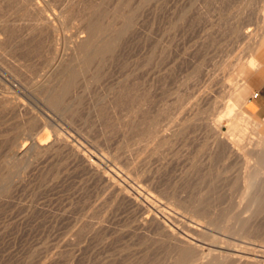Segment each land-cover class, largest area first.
Wrapping results in <instances>:
<instances>
[{"label": "rangeland", "instance_id": "374dc122", "mask_svg": "<svg viewBox=\"0 0 264 264\" xmlns=\"http://www.w3.org/2000/svg\"><path fill=\"white\" fill-rule=\"evenodd\" d=\"M25 1L0 0V264H264V0Z\"/></svg>", "mask_w": 264, "mask_h": 264}, {"label": "bare ground", "instance_id": "6f19581e", "mask_svg": "<svg viewBox=\"0 0 264 264\" xmlns=\"http://www.w3.org/2000/svg\"><path fill=\"white\" fill-rule=\"evenodd\" d=\"M24 1V0H23ZM28 1V0H27ZM27 1H25V2H27ZM37 2V1H36ZM30 3V2H29ZM33 3V2H32ZM35 4V3H34ZM38 4V3H37ZM33 5V4H32ZM39 5H37V8H39L38 7ZM36 7V6H35ZM41 9V11L42 10H44L43 8H40ZM40 9H39V11H40ZM41 14H42V12H41ZM43 15V14H42ZM41 15V16H42ZM47 15V14H46ZM52 17V16H51ZM43 19H46V21H48V22H50V20H52L49 16H45V18H43ZM264 33V32H263ZM258 41V40H257ZM256 42V41H255ZM260 45V44H259ZM250 56H251V54H250ZM240 121V120H239ZM246 122V121H245ZM238 123V122H237ZM242 124V123H241ZM214 125V124H213ZM235 125V124H234ZM253 125H255V124H253ZM257 125V124H256ZM211 126V125H210ZM236 126H238V124H236L235 126H233V127H236ZM240 126V125H239ZM239 126L237 127V128H239ZM215 129V128H214ZM234 129V128H233ZM240 129V128H239ZM236 130V129H235ZM234 131V130H233ZM241 131V130H240ZM235 132V131H234ZM236 132H237V130H236ZM235 132V133H236ZM241 132H243V131H241ZM240 132V133H241ZM245 130H244V133L243 134H240L239 133V135L238 136H241L240 138H242L243 139V136L245 137ZM217 134V133H216ZM237 134L238 133H236L235 135L237 136ZM54 138L52 139V140H49V141H44V139H41V138H37V139H35L34 140V143H35V145H36V147L38 148V150L39 151H49V150H53V149H55L57 146H59L58 144H59V135H61V133L60 134H58V132L57 131H55V129H54ZM53 135H52V137H53ZM62 136H63V133H62ZM61 137V136H60ZM63 138V137H62ZM65 138V137H64ZM237 138H239V137H237ZM239 138V139H240ZM63 140V139H62ZM64 141V140H63ZM237 141V140H236ZM247 141V140H246ZM264 141V140H263ZM254 142V141H253ZM246 143V142H245ZM263 143H262V141L261 142H259V146L260 145H262ZM25 145V144H24ZM32 145V144H31ZM34 145V146H35ZM232 145V144H231ZM240 145V144H239ZM253 145V144H252ZM257 145V144H256ZM26 147V146H25ZM24 147V148H25ZM30 147V146H29ZM233 148V147H232ZM248 148H249V146H248ZM257 148V147H256ZM259 148V147H258ZM28 149V148H27ZM247 149V148H246ZM26 151V150H25ZM257 153H260V152H257ZM261 155V154H260ZM264 175V174H263ZM105 176H107V175H105ZM117 185V184H116ZM251 186V185H250ZM256 187V186H255ZM121 188V187H120ZM119 188V189H120ZM126 194V193H125ZM130 194V193H129ZM132 194V193H131ZM129 197H130V195H129ZM257 197V196H256ZM132 198V197H131ZM133 198H135L134 196H133ZM134 202V201H133ZM132 202V203H133ZM141 206V205H140ZM144 207V206H143ZM158 220V219H157ZM163 219H161V221H162ZM150 221H154V219H152V220H150V217H149V215L148 216H146L145 218H144V223H147V222H150ZM246 250V249H245ZM259 260V259H258ZM239 262V264H263V263H259V262H255L254 260H252V259H250V258H247V259H244V258H240L239 260H238Z\"/></svg>", "mask_w": 264, "mask_h": 264}, {"label": "crops", "instance_id": "0c3cea01", "mask_svg": "<svg viewBox=\"0 0 264 264\" xmlns=\"http://www.w3.org/2000/svg\"><path fill=\"white\" fill-rule=\"evenodd\" d=\"M264 43V40L261 44ZM262 60L256 71L254 93L257 95L250 97L249 108L259 117L264 118V51L262 53Z\"/></svg>", "mask_w": 264, "mask_h": 264}, {"label": "built area", "instance_id": "2783aa9c", "mask_svg": "<svg viewBox=\"0 0 264 264\" xmlns=\"http://www.w3.org/2000/svg\"><path fill=\"white\" fill-rule=\"evenodd\" d=\"M257 94H258V92H255V93H254V95H257Z\"/></svg>", "mask_w": 264, "mask_h": 264}]
</instances>
